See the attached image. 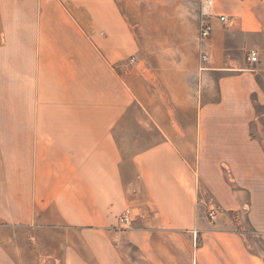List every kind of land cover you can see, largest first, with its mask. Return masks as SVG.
I'll return each mask as SVG.
<instances>
[{
	"label": "crops",
	"instance_id": "1",
	"mask_svg": "<svg viewBox=\"0 0 264 264\" xmlns=\"http://www.w3.org/2000/svg\"><path fill=\"white\" fill-rule=\"evenodd\" d=\"M166 1L135 26L117 0H0L30 77L0 116V264H264L232 223L264 243V0H213L203 71L200 0Z\"/></svg>",
	"mask_w": 264,
	"mask_h": 264
},
{
	"label": "rangeland",
	"instance_id": "2",
	"mask_svg": "<svg viewBox=\"0 0 264 264\" xmlns=\"http://www.w3.org/2000/svg\"><path fill=\"white\" fill-rule=\"evenodd\" d=\"M120 10L127 15V18L131 20L133 25H139L141 22H146L147 20H155V15H150L152 12L158 10L160 7L163 8L168 4L157 2V0H117ZM168 6V5H167ZM170 7H172V2H170ZM2 10L0 9V116L9 115V114H20L22 111L24 94L25 91V82H30V77H26V74H10L9 71L12 70L8 65V53L10 51V31L4 26V23L9 21L3 19ZM4 22V23H3ZM18 67H23L25 61L16 59L15 61ZM18 70H20L18 68ZM260 114H264V107L259 108ZM255 128L264 129V118H261L259 123L255 124ZM212 200H208L200 207V215L204 216L206 222L211 225L217 224L222 217L218 216L217 220L213 221L208 215V208ZM237 217L232 221L233 224L241 223V226H237V230H242V227H245L247 231V242L252 251H262L264 252V243L260 239L256 238V235L253 231L250 230L248 225H246V217H241V215L236 214ZM227 221V220H226ZM226 221H223L225 228L229 229ZM228 221H230L228 219ZM11 230L9 229L8 234L11 237ZM13 238V237H12ZM10 255H13L12 250H8ZM26 264H29L28 261ZM40 264V262H39Z\"/></svg>",
	"mask_w": 264,
	"mask_h": 264
},
{
	"label": "built area",
	"instance_id": "3",
	"mask_svg": "<svg viewBox=\"0 0 264 264\" xmlns=\"http://www.w3.org/2000/svg\"><path fill=\"white\" fill-rule=\"evenodd\" d=\"M202 11L200 12L199 18V28L197 29V42L199 49V60H200V71L205 70L204 65L207 64L211 60V54L207 48L208 41L210 39L213 25L212 18L214 17L213 8L214 1L213 0H200ZM220 22L226 23L228 18L226 16L218 17ZM248 60L250 62L257 63L258 62V54L256 52L251 51L248 56ZM221 209L212 203L208 208L209 217L215 221L218 216L221 214ZM133 218L134 211L131 207L125 208L121 213L119 218H117V226L119 230L128 231L133 227Z\"/></svg>",
	"mask_w": 264,
	"mask_h": 264
}]
</instances>
